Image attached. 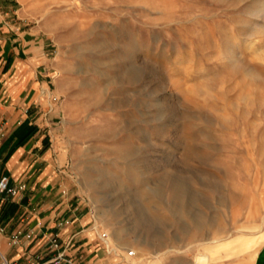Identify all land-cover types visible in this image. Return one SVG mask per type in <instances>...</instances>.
Listing matches in <instances>:
<instances>
[{
  "label": "rangeland",
  "instance_id": "rangeland-1",
  "mask_svg": "<svg viewBox=\"0 0 264 264\" xmlns=\"http://www.w3.org/2000/svg\"><path fill=\"white\" fill-rule=\"evenodd\" d=\"M257 1L28 0L55 60L54 127L96 253H77L81 264L264 260Z\"/></svg>",
  "mask_w": 264,
  "mask_h": 264
},
{
  "label": "crops",
  "instance_id": "crops-1",
  "mask_svg": "<svg viewBox=\"0 0 264 264\" xmlns=\"http://www.w3.org/2000/svg\"><path fill=\"white\" fill-rule=\"evenodd\" d=\"M30 17L28 0H0V176L24 185L15 196L0 195V259H50L59 251L51 241L57 237L62 247L71 241L69 255L85 251L91 263L95 249L54 127L55 60ZM250 264L264 260L256 256Z\"/></svg>",
  "mask_w": 264,
  "mask_h": 264
},
{
  "label": "built area",
  "instance_id": "built-area-1",
  "mask_svg": "<svg viewBox=\"0 0 264 264\" xmlns=\"http://www.w3.org/2000/svg\"><path fill=\"white\" fill-rule=\"evenodd\" d=\"M24 187L23 184L18 186H12L9 183V177L7 175L0 176V195L15 196ZM3 232L2 227H0V237ZM101 237H106V233H102ZM52 247L59 249V251L52 256L50 259H45L37 261L34 264H81L77 261L76 257L69 255L67 251L71 248V241L68 240L66 244L63 245L59 242L57 237L52 238ZM0 264H8L4 257H1Z\"/></svg>",
  "mask_w": 264,
  "mask_h": 264
},
{
  "label": "bare ground",
  "instance_id": "bare-ground-1",
  "mask_svg": "<svg viewBox=\"0 0 264 264\" xmlns=\"http://www.w3.org/2000/svg\"><path fill=\"white\" fill-rule=\"evenodd\" d=\"M240 1V0H239ZM243 2V1H242ZM251 16H254V17H257L258 19H261V20H264V0H259L257 2L254 3V5L251 7V9L249 10L248 12ZM259 26V25H258ZM250 28V27H249ZM252 28V27H251ZM253 45V44H252ZM254 46V45H253ZM250 48V47H249ZM147 243V242H146ZM153 246H155L157 248V250L161 249L162 248V243L161 241H156V243L153 244ZM196 248H200L201 246L199 244H197L195 246ZM179 251L178 250H175V249H166L164 250V252L162 253L163 255L161 256H165V255H168L170 253L172 254H176L178 253ZM198 257V256H197ZM160 258V257H159ZM199 258V257H198ZM204 258V257H203ZM208 259V258H207ZM196 260H199L200 259H197ZM206 260V259H205ZM202 261V260H201ZM205 262V261H204ZM195 263V262H194ZM197 263V262H196ZM200 264V263H199Z\"/></svg>",
  "mask_w": 264,
  "mask_h": 264
}]
</instances>
